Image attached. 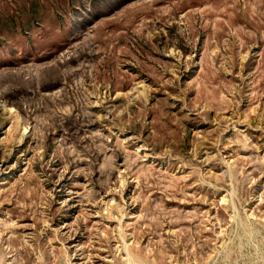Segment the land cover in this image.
<instances>
[{
  "label": "rangeland",
  "instance_id": "rangeland-1",
  "mask_svg": "<svg viewBox=\"0 0 264 264\" xmlns=\"http://www.w3.org/2000/svg\"><path fill=\"white\" fill-rule=\"evenodd\" d=\"M0 264H264V0H0Z\"/></svg>",
  "mask_w": 264,
  "mask_h": 264
}]
</instances>
